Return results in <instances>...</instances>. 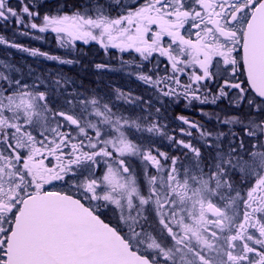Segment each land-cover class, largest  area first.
Returning <instances> with one entry per match:
<instances>
[{
    "label": "snow or ice",
    "instance_id": "snow-or-ice-1",
    "mask_svg": "<svg viewBox=\"0 0 264 264\" xmlns=\"http://www.w3.org/2000/svg\"><path fill=\"white\" fill-rule=\"evenodd\" d=\"M46 4L0 0V47L95 42L147 98L0 57V264H264V0Z\"/></svg>",
    "mask_w": 264,
    "mask_h": 264
},
{
    "label": "rangeland",
    "instance_id": "rangeland-1",
    "mask_svg": "<svg viewBox=\"0 0 264 264\" xmlns=\"http://www.w3.org/2000/svg\"><path fill=\"white\" fill-rule=\"evenodd\" d=\"M79 2L80 0H47L45 10H47L48 7L54 8L57 4H67L70 7L72 4ZM13 3H15V0H13ZM2 32V26H0V33ZM3 34H6L7 36L11 37L12 28L10 27L8 31ZM16 39L17 42L21 44L30 47L40 48L44 51H49L53 54L64 55L63 51L57 48L55 44L54 35H49L47 41H37L24 36H17ZM78 44H80L82 50L75 55V58L79 59L80 63L71 67L67 65L59 66L54 64L53 62L48 61L37 62L33 58L29 57L27 54L19 53L15 49H5L3 47H0V57H4L6 53L10 52L14 61L21 67H23L25 72L27 71V65H31L37 72L48 70L55 71L62 68V70L67 75L73 77L78 84L82 83L84 88L86 89H98L101 93H107L110 92L113 88H122L125 92L132 91L135 95L144 94L147 98L145 87L135 79L129 80L126 76L119 72L97 73V71L95 70L96 64H110L112 67H118V60L110 58L109 55H107L102 48L99 47L98 49L97 47H93L92 54L88 55L91 64H84L83 61L87 62V60L85 58L86 53L83 52V50H88L90 49V47H87L88 45H83L81 42H78ZM92 57L94 59H92ZM84 79L86 83H84ZM211 108V105L205 106V110H210ZM176 110L177 112H174L172 107L167 109L169 117L167 122L171 125V127H177L179 125V121L175 120V116L178 113L189 116L190 118L196 120H206V118L201 117L197 111L185 108L183 104L176 107ZM157 144L161 147V150L170 151V149H168L166 145L162 144L160 141H157Z\"/></svg>",
    "mask_w": 264,
    "mask_h": 264
},
{
    "label": "trees",
    "instance_id": "trees-1",
    "mask_svg": "<svg viewBox=\"0 0 264 264\" xmlns=\"http://www.w3.org/2000/svg\"><path fill=\"white\" fill-rule=\"evenodd\" d=\"M92 49H93V47H91L90 46V49H88V50H83V52H85L86 53V56H85V58H86V60H87V62L85 61H83V63L84 64H87V65H90L91 63H90V59L88 58V55H91L92 54ZM100 52V51H99ZM99 52H97V53H99ZM96 53V52H95ZM92 59H94L93 57H92ZM94 61H96V60H94ZM84 81V83H86V81H85V79L83 80Z\"/></svg>",
    "mask_w": 264,
    "mask_h": 264
}]
</instances>
